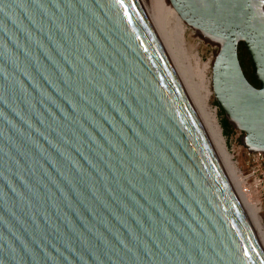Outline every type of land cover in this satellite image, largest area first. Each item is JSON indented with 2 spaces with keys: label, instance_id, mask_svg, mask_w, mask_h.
I'll use <instances>...</instances> for the list:
<instances>
[{
  "label": "water",
  "instance_id": "95a60500",
  "mask_svg": "<svg viewBox=\"0 0 264 264\" xmlns=\"http://www.w3.org/2000/svg\"><path fill=\"white\" fill-rule=\"evenodd\" d=\"M169 1L210 74L163 0H0V264H264L223 155L264 152V0Z\"/></svg>",
  "mask_w": 264,
  "mask_h": 264
},
{
  "label": "rangeland",
  "instance_id": "374dc122",
  "mask_svg": "<svg viewBox=\"0 0 264 264\" xmlns=\"http://www.w3.org/2000/svg\"><path fill=\"white\" fill-rule=\"evenodd\" d=\"M171 21L175 26L174 21L172 19ZM178 34L185 50L192 58V60L203 72L210 74L213 54L217 49L216 46L210 45L203 41L191 28H189L185 24L183 25L182 31H178ZM224 144L229 155L231 156L232 161L236 164L237 167L242 168L245 158V150L240 143V139H238L236 136L229 135L225 138ZM259 217L264 229V209L259 212Z\"/></svg>",
  "mask_w": 264,
  "mask_h": 264
},
{
  "label": "built area",
  "instance_id": "2783aa9c",
  "mask_svg": "<svg viewBox=\"0 0 264 264\" xmlns=\"http://www.w3.org/2000/svg\"><path fill=\"white\" fill-rule=\"evenodd\" d=\"M243 167H236L240 189L246 199L264 209V152H249L245 148Z\"/></svg>",
  "mask_w": 264,
  "mask_h": 264
},
{
  "label": "bare ground",
  "instance_id": "6f19581e",
  "mask_svg": "<svg viewBox=\"0 0 264 264\" xmlns=\"http://www.w3.org/2000/svg\"><path fill=\"white\" fill-rule=\"evenodd\" d=\"M164 2V5L166 7V10H167V13L168 15L170 16V18L174 21V24H175V27L177 28V30L179 32L182 31L183 29V25L185 24V22L179 17V15L177 14V12L175 11V9L172 7V5L170 4V1L169 0H163ZM223 155H224V158H225V161H226V165L228 167V171H229V174L231 176V178L233 179L234 183L236 184L241 196L243 197L245 203L247 204L249 210L251 211L258 227H259V230L264 238V229L262 227V223H261V220H260V217H259V207L258 206H255V205H252L245 197L244 194H242L241 192V189H240V183L237 179V175H236V167H235V164L234 162L232 161L231 159V156L229 155L227 149H226V146L224 144V147H223Z\"/></svg>",
  "mask_w": 264,
  "mask_h": 264
},
{
  "label": "trees",
  "instance_id": "16d2710c",
  "mask_svg": "<svg viewBox=\"0 0 264 264\" xmlns=\"http://www.w3.org/2000/svg\"><path fill=\"white\" fill-rule=\"evenodd\" d=\"M237 57L246 80L255 88L258 87V81L254 78L252 72V65L250 59L248 57L247 51L243 45V43L239 42L237 46ZM217 105V104H216ZM218 106V105H217ZM220 113L223 115L222 110L220 109ZM220 125L222 127L223 135H229L231 131H234L232 126L228 123V121L223 117L220 120Z\"/></svg>",
  "mask_w": 264,
  "mask_h": 264
}]
</instances>
